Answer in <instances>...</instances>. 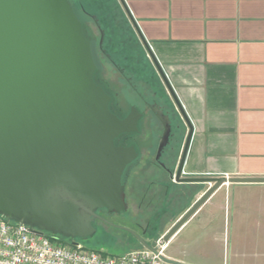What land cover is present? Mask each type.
<instances>
[{
    "label": "water",
    "instance_id": "obj_1",
    "mask_svg": "<svg viewBox=\"0 0 264 264\" xmlns=\"http://www.w3.org/2000/svg\"><path fill=\"white\" fill-rule=\"evenodd\" d=\"M119 1L188 128L173 177L210 186L165 234L168 243L223 185L264 179L182 178L193 128ZM97 70L93 43L70 0H0V216L33 232L87 240L96 233L98 210L124 212L123 176L137 153L115 142L139 131L141 114L133 107L118 118L112 98L95 82ZM153 111L164 127V148L172 121L161 109Z\"/></svg>",
    "mask_w": 264,
    "mask_h": 264
},
{
    "label": "crops",
    "instance_id": "obj_2",
    "mask_svg": "<svg viewBox=\"0 0 264 264\" xmlns=\"http://www.w3.org/2000/svg\"><path fill=\"white\" fill-rule=\"evenodd\" d=\"M117 1L167 97L172 123L179 128L176 167L188 128ZM123 1L193 128L182 177L264 179V0ZM173 186L177 193L185 185ZM209 187L201 186L177 221ZM231 210L240 217L249 213L263 227L264 244V183H236L217 190L168 245L198 222L203 241L193 244L192 254H185L205 257V241L217 238L213 229L227 214L230 218ZM257 215L262 220L255 219Z\"/></svg>",
    "mask_w": 264,
    "mask_h": 264
},
{
    "label": "rangeland",
    "instance_id": "obj_3",
    "mask_svg": "<svg viewBox=\"0 0 264 264\" xmlns=\"http://www.w3.org/2000/svg\"><path fill=\"white\" fill-rule=\"evenodd\" d=\"M73 1L79 11L76 14L83 24L85 22L86 34L93 43L95 59L98 68L101 70V78L103 76L109 77L114 82L113 85L116 86L114 87L116 90L119 89L123 92L131 102L137 101L136 93L134 94L127 84L120 79L119 73L113 68V62L121 69L123 68L125 74L132 78L139 93L146 96L150 102L154 101L167 112H170L167 97L157 81L137 36L131 32L119 2L117 0ZM151 93H155L156 100L155 98L151 99ZM135 108L137 111L142 110L143 105L141 103L136 104ZM172 124V127H175V123ZM139 128L141 133L137 136L142 142H148L151 139L156 142L162 132L161 122L155 119L150 112H147L146 117L140 121ZM173 131L174 136L177 137V130L174 129ZM147 185L148 183L141 182L138 185L134 183L130 185L129 183L126 190L128 211L121 216L113 215L111 217V221L114 223H125L129 228L128 232L112 230V236L97 235L87 240L76 239L75 242L81 243L89 250H104L115 256L142 249L144 248L142 243L150 248L154 247L156 242L164 237L177 222V217L190 199H184L173 204L168 212L167 220L164 222L152 223L147 226L146 224L154 211L151 205H148L152 191L147 189ZM144 201L145 203H143ZM141 202L142 205L139 206ZM229 216L230 218L227 214L226 219L218 223L213 229L218 234L217 238L212 241H205L206 243L203 245L206 248L205 257L189 258L185 254L192 252L193 244L203 241V228L201 225H197L198 222H195L189 225L170 246L167 245L168 250L166 249L165 258L181 264H264L262 253L264 244L261 241L263 227L256 225L249 213L247 215L242 214L240 217L239 214L236 216L231 210ZM131 217H133L132 219L138 218L143 227H135L131 223ZM255 219L262 220L258 215ZM238 225L239 227H237ZM219 235L222 236H220L223 238L222 240H218ZM67 242L72 241L68 240ZM169 257H180L183 258L184 262Z\"/></svg>",
    "mask_w": 264,
    "mask_h": 264
},
{
    "label": "flooded vegetation",
    "instance_id": "obj_4",
    "mask_svg": "<svg viewBox=\"0 0 264 264\" xmlns=\"http://www.w3.org/2000/svg\"><path fill=\"white\" fill-rule=\"evenodd\" d=\"M112 64L113 68L119 73L120 79L123 81V83L127 84V86L134 94L136 93L138 102L136 101L135 103L137 105H139V103L143 105L142 110H139V113L141 114L139 123L146 117L147 112H150L155 119L159 120L157 118V115L153 111L154 108L161 109L170 117L172 121L173 116L170 112H167L156 102H150L149 100H147L146 96H143L141 93H139L138 88L132 81V78L129 75L125 74L124 69H121L117 64L113 62ZM94 79L95 82L99 86H101L104 91L112 98L110 103L111 111L120 119L127 118L130 115L132 108L136 107V104L131 102L119 89L116 90V88H114L116 86L113 85L114 82H112L109 77L103 76L101 78V70L99 68L94 76ZM150 95L151 99L155 98L156 100L157 97L155 93H151ZM139 123V131L137 133L122 135L115 142V145L117 147H132L137 153L136 160L126 168L123 176L125 210L120 214H117L115 212L109 213L105 209L98 210L97 214L101 219H97L94 223V227L96 228V233L94 236H112V230L128 232L127 230H129V228L125 223H114L111 221V217L113 215L121 216L128 211L126 190L129 183L130 185L133 183L138 185L139 182L145 184L148 183L147 189L149 191H152L150 192L152 195L150 203H148V205H151V208H153L154 211L148 223L146 224L147 226L151 225L152 223H161L167 220L168 212L172 208L173 204H175L176 202L178 203L184 199L186 200L188 198L191 200L198 194L199 190L203 189L201 188V186L208 185L201 181L195 182L193 184L176 183L175 177H173V173L176 168V149L180 141V133H178L177 137L174 136L173 130L176 129V127H172L171 136L167 145L164 148H161L160 145L164 134L163 125L162 132L156 142L154 139H151L148 142H142L137 136L139 133H141ZM174 143L176 144L174 145ZM195 179L200 180L206 178ZM173 184H181L185 186L180 187L176 193ZM143 203H145V201ZM140 205H142V202L139 203V206ZM132 218L133 217H131L130 220L135 227H143L138 218Z\"/></svg>",
    "mask_w": 264,
    "mask_h": 264
},
{
    "label": "built area",
    "instance_id": "obj_5",
    "mask_svg": "<svg viewBox=\"0 0 264 264\" xmlns=\"http://www.w3.org/2000/svg\"><path fill=\"white\" fill-rule=\"evenodd\" d=\"M167 245L162 237L151 249L115 256L75 241L64 243L0 216V264H170L164 260Z\"/></svg>",
    "mask_w": 264,
    "mask_h": 264
},
{
    "label": "trees",
    "instance_id": "obj_6",
    "mask_svg": "<svg viewBox=\"0 0 264 264\" xmlns=\"http://www.w3.org/2000/svg\"><path fill=\"white\" fill-rule=\"evenodd\" d=\"M71 1V3H72V5H73V7H74V9H75V11L76 12H79L78 11V9H77V6H76V4H75V2L73 1V0H70ZM83 10H84V8H83ZM86 14H87V12L86 11H84ZM84 24H85V22H84ZM83 24V25H84ZM84 28H85V25H84ZM86 32V31H85ZM87 37H88V35H87ZM89 38V37H88ZM90 39V38H89ZM91 40V39H90ZM48 235H49V237H52V238H58V239H60L62 242H64V243H68L67 241L69 240V241H75V240H72V239H65V238H63V237H61V236H54V235H51V234H49V233H47Z\"/></svg>",
    "mask_w": 264,
    "mask_h": 264
}]
</instances>
